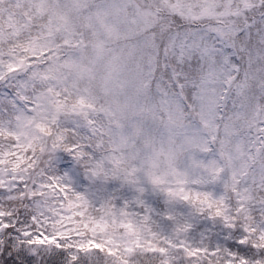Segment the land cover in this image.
Returning a JSON list of instances; mask_svg holds the SVG:
<instances>
[{
    "label": "rangeland",
    "instance_id": "obj_1",
    "mask_svg": "<svg viewBox=\"0 0 264 264\" xmlns=\"http://www.w3.org/2000/svg\"><path fill=\"white\" fill-rule=\"evenodd\" d=\"M22 1L30 12L51 15L57 34L51 45L67 49L79 39L89 50L74 63L68 60L81 49H71L65 61L57 54L68 49L55 50L48 68L35 69L28 85L35 107L51 104L61 91L87 97L95 105L92 117L100 116L110 135L109 161L129 166V173L143 169L172 183L188 181L194 188L226 174L228 188L238 190L252 211L257 192L264 189L260 0H16L17 6ZM85 34L91 38L87 46ZM189 52L191 59L185 55ZM166 66L169 72L175 66L189 90L188 101L175 97L179 89L160 78ZM212 146L216 156L208 155ZM261 205L258 209L264 211ZM182 211L189 215L188 208ZM204 221L201 216L193 220L190 244L203 239L204 245L214 246L212 223ZM169 227L165 222L166 234ZM216 243L221 244L218 237ZM40 254L53 257L54 248ZM174 256L176 264H189L179 253ZM83 263L106 260L89 252L81 254Z\"/></svg>",
    "mask_w": 264,
    "mask_h": 264
},
{
    "label": "snow or ice",
    "instance_id": "obj_2",
    "mask_svg": "<svg viewBox=\"0 0 264 264\" xmlns=\"http://www.w3.org/2000/svg\"><path fill=\"white\" fill-rule=\"evenodd\" d=\"M185 55L191 59L193 53ZM160 78L189 100L175 66L171 72L166 66ZM15 95L19 104L8 98L15 111L0 109V194H6L0 195V264H31L41 249L53 248L65 253L68 264H80L86 252L103 255L106 264H176L174 253L189 264H264V244L249 246L260 249L257 259L237 256L247 244V225L233 242L236 251L227 244L206 246L202 239L192 245L187 240L197 216L219 222L229 233L236 230L240 213L233 211L238 205L231 196L221 198L229 187L226 174L194 188L188 181L172 183L143 169L129 173V166L107 159L98 128L103 123L92 117L95 105L87 97L61 91L51 104L38 108L27 90ZM185 207L189 215L182 211ZM258 223L264 228V221Z\"/></svg>",
    "mask_w": 264,
    "mask_h": 264
},
{
    "label": "trees",
    "instance_id": "obj_3",
    "mask_svg": "<svg viewBox=\"0 0 264 264\" xmlns=\"http://www.w3.org/2000/svg\"><path fill=\"white\" fill-rule=\"evenodd\" d=\"M21 6H17L16 0H0V109L8 108L9 112L16 110L15 107H10L8 103V98L12 97L16 99L17 104L20 103V100L15 95L24 90H27V94L31 93L28 85L33 80L34 81V71L35 69L43 70L45 67L48 68L50 62L52 61V52L55 50H67L58 53V56H62L61 61H65L69 56V53L74 52L71 49H81L80 51L74 53V58H69L70 63H74V59L83 52L87 54L89 50L78 43L79 39L72 40L71 45L64 48V44H58L55 42L51 45V36H56L54 30H56V25L53 22L51 15H46L40 12H30L27 2L22 1ZM258 10L262 11L260 18L264 17V0H260V6ZM255 15V14H254ZM88 33V32H87ZM89 35V34H88ZM84 40H86V46L91 42V38L85 34ZM81 41V38H80ZM175 90V89H174ZM180 91H178L175 97H179ZM186 105V102L184 103ZM187 108V106H186ZM188 111V110H187ZM93 114V113H92ZM4 115L0 111V116ZM94 117V116H93ZM100 116H95L94 118ZM228 119V118H227ZM101 120V119H100ZM226 120V119H225ZM103 127H99V132L103 135L106 147L108 149L107 159L110 158L111 143L108 136L109 133H106L105 121L101 120ZM255 135V133H252ZM249 173H247V176ZM250 177H248L249 179ZM213 183V182H212ZM240 184V183H237ZM206 185H211V183H206ZM198 187V186H197ZM257 199L252 203H256L252 206V211L250 209V203L244 205L242 198H239L238 190L228 188L222 193V201L228 199L229 196L232 197V202L234 205H238L233 211V215H236L237 212L240 213V218L234 232L229 233L219 222L213 223L207 218L203 217L206 222L212 223V234L215 237H212L213 245L216 243V237L220 241V245L227 244L229 247L236 251L234 246V241L240 238L243 233L241 232V226L247 225L248 236L245 237L247 244L243 246V250L237 253L238 257H246L249 260H254L258 258L260 249L254 248L251 249L249 246L252 244H264V239H261L260 230L264 229L260 227L258 222L264 221V211L258 209V206H262L261 203H264V189H261L257 192ZM8 203V202H7ZM19 206L18 203L15 205ZM8 207H13V204L8 203ZM20 216H23L25 219L24 211L22 210ZM204 221V222H205ZM23 223V221H19ZM257 229L256 235L253 237L251 235L252 230ZM227 237V239H225ZM54 256L47 257L46 255H38V260L30 258L31 264H68L64 252H57L54 249ZM89 253V252H86ZM66 256V257H65ZM87 264V263H83Z\"/></svg>",
    "mask_w": 264,
    "mask_h": 264
},
{
    "label": "clouds",
    "instance_id": "obj_4",
    "mask_svg": "<svg viewBox=\"0 0 264 264\" xmlns=\"http://www.w3.org/2000/svg\"><path fill=\"white\" fill-rule=\"evenodd\" d=\"M162 39H163V38H162ZM208 155H209V156H216L215 146H212V150L209 151ZM218 163L222 165V164L224 163V161H223V160H219Z\"/></svg>",
    "mask_w": 264,
    "mask_h": 264
}]
</instances>
